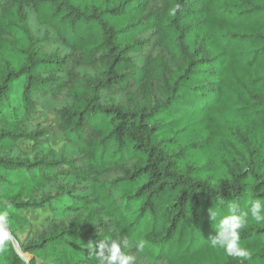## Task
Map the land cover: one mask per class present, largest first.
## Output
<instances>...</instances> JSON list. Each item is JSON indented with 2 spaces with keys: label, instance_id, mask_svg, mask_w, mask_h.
Segmentation results:
<instances>
[{
  "label": "trees",
  "instance_id": "1",
  "mask_svg": "<svg viewBox=\"0 0 264 264\" xmlns=\"http://www.w3.org/2000/svg\"><path fill=\"white\" fill-rule=\"evenodd\" d=\"M257 199L264 0H0V264H241L212 240ZM240 243L264 264V222Z\"/></svg>",
  "mask_w": 264,
  "mask_h": 264
},
{
  "label": "clouds",
  "instance_id": "2",
  "mask_svg": "<svg viewBox=\"0 0 264 264\" xmlns=\"http://www.w3.org/2000/svg\"><path fill=\"white\" fill-rule=\"evenodd\" d=\"M8 217L9 213L6 210L0 211V255L8 251L9 243L12 242ZM250 220L256 223L264 222V200H255L249 212L237 213L233 207L232 214L220 220L218 234L212 240L214 246L223 248L228 256L238 258L241 264L245 260L252 259L251 252L240 243V232L249 226ZM146 246L148 242L143 239L136 242L139 251H143ZM100 247L106 252L103 256L105 264H134L135 262V257L121 252L120 244L115 241L109 244L102 242Z\"/></svg>",
  "mask_w": 264,
  "mask_h": 264
},
{
  "label": "rangeland",
  "instance_id": "3",
  "mask_svg": "<svg viewBox=\"0 0 264 264\" xmlns=\"http://www.w3.org/2000/svg\"><path fill=\"white\" fill-rule=\"evenodd\" d=\"M35 120L50 126V131L52 134L51 142L54 147H58L62 140L61 132L58 129V125L60 123L59 118L53 115H49L43 111H37L35 113ZM20 145L24 149L30 150L31 143L29 141L21 140ZM21 213L26 215V217H28L33 223L32 235L34 236H36L39 233L41 224L50 221L53 217V212L50 209H42V210L31 209L25 212L22 211ZM27 231L28 228H26L25 230H21L19 234L20 237L24 238ZM17 249L19 250V253H21V249L19 247H17ZM22 255L25 256L27 259L32 258V256L28 253H22Z\"/></svg>",
  "mask_w": 264,
  "mask_h": 264
},
{
  "label": "water",
  "instance_id": "4",
  "mask_svg": "<svg viewBox=\"0 0 264 264\" xmlns=\"http://www.w3.org/2000/svg\"><path fill=\"white\" fill-rule=\"evenodd\" d=\"M17 252L19 253V250L17 249Z\"/></svg>",
  "mask_w": 264,
  "mask_h": 264
}]
</instances>
